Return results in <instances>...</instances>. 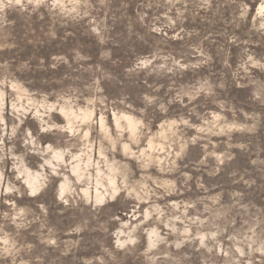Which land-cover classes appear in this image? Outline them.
Segmentation results:
<instances>
[{
  "label": "rangeland",
  "instance_id": "1",
  "mask_svg": "<svg viewBox=\"0 0 264 264\" xmlns=\"http://www.w3.org/2000/svg\"><path fill=\"white\" fill-rule=\"evenodd\" d=\"M0 264H264V0H0Z\"/></svg>",
  "mask_w": 264,
  "mask_h": 264
}]
</instances>
